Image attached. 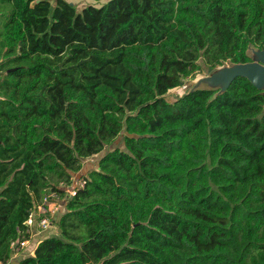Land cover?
<instances>
[{
  "label": "trees",
  "instance_id": "16d2710c",
  "mask_svg": "<svg viewBox=\"0 0 264 264\" xmlns=\"http://www.w3.org/2000/svg\"><path fill=\"white\" fill-rule=\"evenodd\" d=\"M3 13L0 262L264 264V90L239 76L167 98L253 61L264 0H0ZM51 191L59 232L16 259Z\"/></svg>",
  "mask_w": 264,
  "mask_h": 264
},
{
  "label": "rangeland",
  "instance_id": "374dc122",
  "mask_svg": "<svg viewBox=\"0 0 264 264\" xmlns=\"http://www.w3.org/2000/svg\"><path fill=\"white\" fill-rule=\"evenodd\" d=\"M70 1L73 2L74 4H76V7L78 10H81L83 7H85L89 4L100 5L101 3L105 2L106 0H70ZM4 19H5V16L3 13L2 15H0V20L4 21ZM257 59H258L257 55H254V60L256 61ZM230 65H231L230 63H226L222 67L230 66ZM222 67H219L217 69H212L209 71L195 72L194 74H192L186 78V81H185L183 86L170 90L169 93L167 94V98L170 101H172V100L176 99L177 97L183 95L184 93H186V91H188L192 88L210 86L207 82H204L202 80H204L212 72H214V71H216ZM116 146L123 148V146H124V144H123V133L121 135L117 136L112 144L105 146V148L102 149L97 154H94V155L84 159L82 161V169L74 175L73 184L66 187L65 190H67V191L73 190L74 187L78 186L82 182V176L85 173H87L89 170H91L92 168H96L99 160L106 154V152L110 149H113ZM60 198L61 197H59V200L56 201V203H57V205H59V207L62 208L61 200H63V199H60ZM58 232H59V229H58ZM19 248H20V246L16 247V250L18 251Z\"/></svg>",
  "mask_w": 264,
  "mask_h": 264
},
{
  "label": "water",
  "instance_id": "95a60500",
  "mask_svg": "<svg viewBox=\"0 0 264 264\" xmlns=\"http://www.w3.org/2000/svg\"><path fill=\"white\" fill-rule=\"evenodd\" d=\"M251 54L253 61L222 67L212 72L202 81L207 82L210 85L209 88H219L220 91H226L234 79L241 76L246 77L256 88L264 90V49L251 48ZM254 55L258 57L256 61ZM15 69L16 67L9 68L8 71ZM197 88L200 87L190 90ZM16 264L18 263L16 262Z\"/></svg>",
  "mask_w": 264,
  "mask_h": 264
},
{
  "label": "built area",
  "instance_id": "2783aa9c",
  "mask_svg": "<svg viewBox=\"0 0 264 264\" xmlns=\"http://www.w3.org/2000/svg\"><path fill=\"white\" fill-rule=\"evenodd\" d=\"M83 181L79 184L82 185ZM63 185V183H61ZM68 195L75 194V188L73 190H66ZM59 194L56 191H51L46 194L43 200L37 205V208L33 209L30 212V215L26 221V224L31 230V227L34 226L35 221L37 220V226L39 230L44 232L53 226L54 216L60 210L59 205H57L56 201L59 200ZM26 241V240H25ZM22 241L21 246L25 243ZM2 263V262H1Z\"/></svg>",
  "mask_w": 264,
  "mask_h": 264
},
{
  "label": "crops",
  "instance_id": "0c3cea01",
  "mask_svg": "<svg viewBox=\"0 0 264 264\" xmlns=\"http://www.w3.org/2000/svg\"><path fill=\"white\" fill-rule=\"evenodd\" d=\"M65 189H66V187H65ZM53 229H54V232L58 233L57 225H53ZM41 234H42V231L39 230V227L37 226V224H36V226L31 227V237H30V239L25 241V243L21 246V248L16 253L13 254V257H15L17 259L19 253H21L27 247L34 246V244L39 240ZM14 263L16 264V262H14ZM0 264H3V263L0 262Z\"/></svg>",
  "mask_w": 264,
  "mask_h": 264
}]
</instances>
